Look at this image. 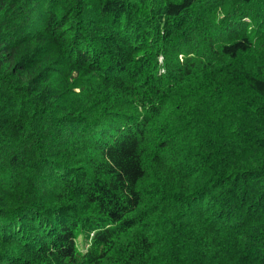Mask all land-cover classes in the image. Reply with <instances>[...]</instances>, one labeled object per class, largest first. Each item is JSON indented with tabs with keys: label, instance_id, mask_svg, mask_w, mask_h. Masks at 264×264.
Wrapping results in <instances>:
<instances>
[{
	"label": "trees",
	"instance_id": "trees-1",
	"mask_svg": "<svg viewBox=\"0 0 264 264\" xmlns=\"http://www.w3.org/2000/svg\"><path fill=\"white\" fill-rule=\"evenodd\" d=\"M0 264H264V0H0Z\"/></svg>",
	"mask_w": 264,
	"mask_h": 264
},
{
	"label": "rangeland",
	"instance_id": "rangeland-1",
	"mask_svg": "<svg viewBox=\"0 0 264 264\" xmlns=\"http://www.w3.org/2000/svg\"><path fill=\"white\" fill-rule=\"evenodd\" d=\"M84 241H85V238L81 237V239H80L81 244H83Z\"/></svg>",
	"mask_w": 264,
	"mask_h": 264
}]
</instances>
